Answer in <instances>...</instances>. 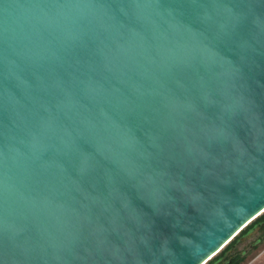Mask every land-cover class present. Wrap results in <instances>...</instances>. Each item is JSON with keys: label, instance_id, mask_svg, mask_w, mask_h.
<instances>
[{"label": "water", "instance_id": "95a60500", "mask_svg": "<svg viewBox=\"0 0 264 264\" xmlns=\"http://www.w3.org/2000/svg\"><path fill=\"white\" fill-rule=\"evenodd\" d=\"M264 211V0H0V264H204Z\"/></svg>", "mask_w": 264, "mask_h": 264}, {"label": "trees", "instance_id": "16d2710c", "mask_svg": "<svg viewBox=\"0 0 264 264\" xmlns=\"http://www.w3.org/2000/svg\"><path fill=\"white\" fill-rule=\"evenodd\" d=\"M256 231L258 236L253 243L252 249L246 252L237 249V244L247 234ZM259 243V244H258ZM264 246V211L245 225L228 243H226L214 256L204 264H247L256 251Z\"/></svg>", "mask_w": 264, "mask_h": 264}, {"label": "rangeland", "instance_id": "374dc122", "mask_svg": "<svg viewBox=\"0 0 264 264\" xmlns=\"http://www.w3.org/2000/svg\"><path fill=\"white\" fill-rule=\"evenodd\" d=\"M257 236L258 232L256 231L247 234L242 238L241 242L237 244L236 248L244 249L246 252H248L250 249H252V245L255 242ZM247 264H264V246L260 247L258 251L255 252L252 258L247 262Z\"/></svg>", "mask_w": 264, "mask_h": 264}]
</instances>
